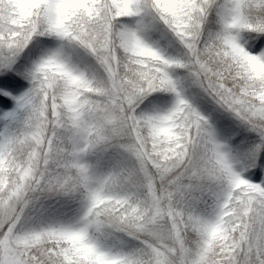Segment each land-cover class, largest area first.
Segmentation results:
<instances>
[{
    "label": "snow or ice",
    "instance_id": "1",
    "mask_svg": "<svg viewBox=\"0 0 264 264\" xmlns=\"http://www.w3.org/2000/svg\"><path fill=\"white\" fill-rule=\"evenodd\" d=\"M213 10L223 30L205 37ZM125 17L163 25L186 50V61L165 58L123 28ZM241 31L257 54L238 43L234 33ZM38 36L84 50L103 77L89 78L59 54L36 66L18 100L22 127L0 140V264H264V186L233 171L206 131L208 122L178 92L168 114L137 115L147 95L176 92L169 70L184 69L264 143V0H0V96L13 99L23 87L17 66ZM114 138L126 141L122 147L138 163L142 198L120 194L116 178L89 188L80 158ZM258 160L254 154L252 166ZM184 178L227 185L214 220L176 200ZM78 187L88 190L90 202L83 227L16 230L37 193ZM90 228L143 248L113 253Z\"/></svg>",
    "mask_w": 264,
    "mask_h": 264
},
{
    "label": "rangeland",
    "instance_id": "2",
    "mask_svg": "<svg viewBox=\"0 0 264 264\" xmlns=\"http://www.w3.org/2000/svg\"><path fill=\"white\" fill-rule=\"evenodd\" d=\"M220 3H223L221 0ZM219 28L214 30H208L214 37L217 33L223 30L221 20L218 18ZM160 29H165L163 25L155 23ZM141 36V38L150 46L157 49L165 58L172 59L168 53H165L161 46L155 44L150 36L141 30H135ZM143 31V32H142ZM206 32V30H205ZM209 34V33H208ZM166 35H170L171 41H175L182 49L184 47L179 41L169 32ZM234 35L238 38V43L244 47L247 51L257 54V50L254 48L253 41L249 38L250 34L246 31L236 32ZM185 50V49H184ZM57 53V46L51 49V54ZM68 62H70L75 68L84 72L89 78L90 74L86 71L91 69L92 66L88 64V59L91 58L89 54L83 52L81 60L72 59L68 54L63 56ZM44 60V59H42ZM41 60V61H42ZM40 61V62H41ZM95 61V60H94ZM36 65L30 69V73L33 72ZM187 77L181 79V72L177 69H170L169 75L173 79L176 85V92H156L147 95L142 99L137 108L138 116H163L172 111L177 102V92L179 98L184 99L190 107L196 111L199 115L205 118L207 121L208 113H205L204 107L200 103V99L197 98L195 93V85L191 82L192 76L186 71ZM98 79V78H97ZM31 85H28L30 89ZM186 88L189 90L188 96H185ZM23 94L21 97L26 95ZM20 97V98H21ZM18 98V100L20 99ZM151 99L149 104L148 100ZM154 99H159V108ZM6 104L2 102L0 104V121L7 123L11 112H7L10 109V105L13 108V114L19 119L24 117L19 103ZM231 118L236 119L230 113ZM0 122V126H1ZM208 122V121H207ZM20 127L21 123L16 124ZM12 128V125L10 129ZM210 127L208 126L206 131L209 133ZM252 134L258 137L255 133ZM5 132L0 134V140L4 139ZM213 141L222 146V151L227 155L228 160L232 166L233 171L239 175L242 179H245L251 183L262 184L264 186V176L253 175L251 171H245L243 164L241 163V157L243 153L258 154L259 160L256 164L257 170L264 172V153L259 150L253 152L251 146L245 144H238L236 148H233L228 144L227 136H217L214 134L211 136ZM259 138V137H258ZM235 140V139H234ZM260 140V139H259ZM233 141V140H232ZM236 142V140H235ZM261 142V141H260ZM67 145V140L65 139ZM126 143L125 140L114 138L109 141L100 143L94 148L89 149L88 152L81 156V163L88 168V175L90 179L89 188H98L100 184L109 178H116L120 182V187L117 191L120 194H133L135 193L139 197H143L144 189V177L139 171V166L135 158L127 152L122 145ZM262 143V142H261ZM228 144V145H227ZM70 147V145H68ZM237 149L241 152H237ZM245 160H247L245 158ZM261 179L259 180V178ZM179 191L176 193V200L187 211L196 215L197 217L212 221L216 218L219 211V205L223 201V197L227 188L225 184H217L208 181H201L197 179L184 178L180 182ZM88 190L83 187H78L75 191L64 194L63 192H43L37 193L32 203L25 209L24 215L21 218L20 223L17 225V231H39L47 228H59V227H83L86 223L85 216L89 207ZM89 233L95 239L99 241L102 247L113 253L130 254L143 248V245L136 240H131L126 236L118 233H111L108 230H101L97 232L94 228L89 229ZM190 238V237H189Z\"/></svg>",
    "mask_w": 264,
    "mask_h": 264
},
{
    "label": "trees",
    "instance_id": "3",
    "mask_svg": "<svg viewBox=\"0 0 264 264\" xmlns=\"http://www.w3.org/2000/svg\"><path fill=\"white\" fill-rule=\"evenodd\" d=\"M221 2V0H219ZM220 16L217 14L216 10H213L208 18V23L206 25V32L204 33L205 37H207L209 31L208 30H214L216 28H219V21ZM141 18L140 17H125L121 18L119 21V25H122L123 28L129 29V30H143L147 36H150L152 41L155 44H158L161 46L162 50L165 53H168L170 57H172V60H178L181 62L186 61V50L182 49L180 45H178L175 41H171L170 35H166L168 30L164 32L165 29H160L155 23H151L149 19H144L143 25L140 23ZM144 25H147L145 27ZM142 31V32H143ZM170 33V32H169ZM54 45L57 46V53L61 56L64 54H68L72 59H78L81 60V57H83V52L86 53L84 50L74 46L70 45L67 42L60 41L58 39L52 38V37H36L34 38L32 44L29 46L30 51H26L24 56L20 58V62L18 63V70L21 73V76L23 77H17V79H21V83L23 84V87L19 88L18 90L13 91V99H9L7 97L0 96V100L4 101L6 104H15L23 94L27 93L29 91L28 85H30L32 74L35 72V69L32 73H30V69L34 65H38L42 59H46L49 56H52L54 54H51V49L54 47ZM87 54V53H86ZM82 61V60H81ZM90 64L92 66L91 69H88L86 71L87 74H90V76H93L95 78H102L103 72L101 69H99V66L96 64L94 59L91 57L88 59ZM36 68V67H35ZM181 72V79L183 77H187L186 70L184 69H177ZM11 75V74H9ZM191 82L193 85H195V93L197 95V98L200 99L202 103V107H204V112L208 113L207 121L208 126L210 127L209 134L213 136L216 134L217 136H227L228 144L231 145L233 148H236L237 145L245 144L250 145L253 152L256 150H259L261 153H264V143H261L259 138L254 136L252 134V131H250L244 124H242L237 119L231 118L228 114L224 113L225 111L221 109L218 105H216L214 102L210 100V98L203 92L202 89H200L196 84L193 82V77L191 78ZM157 94V93H156ZM189 94V90L186 88L185 96L187 97ZM155 103H157V108H159V102L161 100L154 99ZM149 104L151 102V99L148 100ZM152 103V102H151ZM151 105V104H150ZM10 109L7 110V112H11V117H9V120L7 123L1 122L0 126V134H3L5 132L4 138L6 136L15 134L19 131V129L22 127V117L20 116L19 119L12 113L13 108L12 105H10ZM1 118V115H0ZM21 123L20 127H18L16 124ZM12 125V128L10 129ZM236 142H235V140ZM233 140V141H232ZM227 144V145H228ZM257 145H261V147L258 149ZM237 152H241L237 149ZM242 154V152H241ZM245 158L247 160H245ZM252 158L253 156L251 153H243L241 157V163L244 166L245 171H251L253 175H259L264 176V172H261L260 170H257L258 166H252ZM258 163V161H257ZM259 178V180L261 179ZM193 234H189L190 239L192 238ZM129 254V253H128Z\"/></svg>",
    "mask_w": 264,
    "mask_h": 264
}]
</instances>
